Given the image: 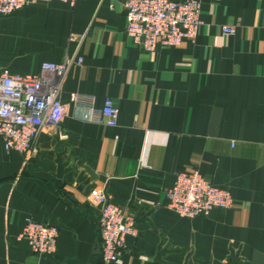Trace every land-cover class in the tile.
Returning <instances> with one entry per match:
<instances>
[{
    "label": "crops",
    "instance_id": "obj_1",
    "mask_svg": "<svg viewBox=\"0 0 264 264\" xmlns=\"http://www.w3.org/2000/svg\"><path fill=\"white\" fill-rule=\"evenodd\" d=\"M199 2L197 36L154 52L126 35L124 0L44 1L0 16V71L81 57L61 79L56 131L28 153L0 141V264H100L95 186L136 229L109 264H264V0ZM105 97L119 109L114 127L97 120ZM193 169L233 206L193 218L167 208L176 172ZM27 218L58 228L52 254L17 238Z\"/></svg>",
    "mask_w": 264,
    "mask_h": 264
},
{
    "label": "built area",
    "instance_id": "obj_2",
    "mask_svg": "<svg viewBox=\"0 0 264 264\" xmlns=\"http://www.w3.org/2000/svg\"><path fill=\"white\" fill-rule=\"evenodd\" d=\"M44 1L53 0H0V16ZM58 1L74 6L77 0ZM123 4L125 33L146 52L192 40L202 25L199 0H124ZM221 31L233 34L234 28L223 25ZM73 61L80 63L81 57L42 62L37 72L0 71V141L5 150L28 153L42 131H56L66 111L59 98L60 82ZM69 100L75 104L81 101L75 92L70 93ZM118 114L113 100L105 97L97 120L114 127ZM88 197L100 210L96 227L99 263L115 262L126 250L127 237L136 235L133 216L98 186L90 190ZM165 197L167 208L185 218L229 209L234 204L228 189L213 185L197 169L176 172ZM58 234L56 226L27 218L17 238L24 240L34 254L45 256L56 250Z\"/></svg>",
    "mask_w": 264,
    "mask_h": 264
}]
</instances>
